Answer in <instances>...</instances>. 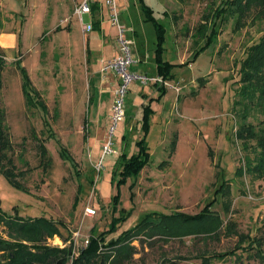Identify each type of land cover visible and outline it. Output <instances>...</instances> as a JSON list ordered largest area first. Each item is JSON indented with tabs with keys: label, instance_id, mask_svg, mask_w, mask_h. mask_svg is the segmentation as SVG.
I'll return each mask as SVG.
<instances>
[{
	"label": "rangeland",
	"instance_id": "rangeland-1",
	"mask_svg": "<svg viewBox=\"0 0 264 264\" xmlns=\"http://www.w3.org/2000/svg\"><path fill=\"white\" fill-rule=\"evenodd\" d=\"M248 1L243 0L241 10ZM144 2L167 30L166 59L187 64L172 68V78L166 86L171 88V98L159 112V122L152 120V125L161 129L152 126L149 130L150 161L136 178L122 185L114 175L119 170V153L125 142L129 144V155L136 152L134 142L141 137V95H152L154 87L148 83L141 89L139 82L129 83L123 98L124 114L115 122V92L122 83L116 73L103 74L101 67L120 55L116 34L107 45L110 59L101 58L103 49L99 48L88 60L89 34L82 31L73 0H0V35L12 39H0L4 60L0 109L10 141L9 148L0 152V160L5 168H9L10 160L17 169L11 178L0 168V249H6L0 251V264H56L57 258L64 264H77L87 247L84 241L91 234L105 231L106 246L96 254L89 253L81 263L111 264L120 246L113 245L115 240L144 215H195L209 203L213 204L207 210L208 218L219 215L223 220L218 239L183 237L153 242V238L139 235L134 240L126 239L135 254L131 262L124 264L264 263L259 258L260 254L264 256V178L247 173L246 159L253 165L255 142L243 144L236 138L244 121V107L237 94L239 66L248 47L264 37V16L255 17V12L242 16L241 28L234 29L237 16L222 9L227 8L225 0H160L163 7L157 0ZM162 9L169 18L162 15ZM216 15L223 19L214 25ZM86 21L84 15L82 23ZM199 26L206 36L213 28L215 38L210 47L192 58L206 41L197 34ZM139 37L142 42L136 47L146 58L139 63L129 44L134 64L128 71L155 75V33L151 23L140 27ZM18 58V66L30 83L28 93L33 107L25 106L15 64ZM111 74L113 79L107 82ZM92 79L96 101L89 111L88 137L83 119ZM130 110L132 116L125 124ZM261 121L264 112L258 109L248 113L245 123L257 127ZM125 130L126 139L122 140ZM170 141H174V147L169 159ZM40 143L51 162L41 161ZM106 146L111 152L103 155ZM224 180L228 181L229 195L223 202L216 191ZM79 186L82 189L76 200ZM115 199L119 206L113 213ZM87 208L94 209L95 214L87 216ZM121 211L127 212L126 219L112 233L109 223L112 217L118 220ZM36 217L52 220L61 232L43 235L41 241L35 242L43 250H33V244L23 238L28 235L26 226L32 224L28 218ZM19 247L36 256L9 260L7 255L15 256ZM227 251L235 254L222 259L206 258V263L202 258Z\"/></svg>",
	"mask_w": 264,
	"mask_h": 264
},
{
	"label": "trees",
	"instance_id": "trees-1",
	"mask_svg": "<svg viewBox=\"0 0 264 264\" xmlns=\"http://www.w3.org/2000/svg\"><path fill=\"white\" fill-rule=\"evenodd\" d=\"M143 1V0H142ZM248 5H246L245 10L242 9L243 0H225L226 7H222L224 10H230L233 12L231 16L236 15L235 18V26L234 29L241 28V21L243 19L242 16H245L249 13L255 12V17H262L264 16V0H250L248 1ZM96 4L95 2L91 5V13L96 11ZM221 10V9H220ZM254 10V11H253ZM143 12L145 14V18L147 21L151 22L155 31V42H154V54H155V63L157 68L162 71V75L160 76L164 81H168L172 78V68L176 66H180L183 64H187V61L181 64H174L163 61V52H164V43L166 39V30L164 26L152 15V11L148 7H143ZM163 14H166L164 11ZM221 15H216L213 17V24L215 25L217 21H221ZM242 18V19H241ZM245 18V17H244ZM96 24H92V29L95 30ZM199 26L197 28V34L199 37L206 38L205 44L201 46L197 51L192 54V58H195L199 55L202 51L206 50L213 44L214 41V34L216 33L215 30L212 28L209 32H203ZM18 45L20 46V40L18 37ZM2 48H0V88H1V72L2 67L4 65L3 60V52ZM20 59L18 58L15 62L16 67L19 71L21 83H22V91L25 97V106L26 107H33L31 104L29 93H28V86H30L29 81L27 79L25 71L18 66ZM161 74V72H160ZM240 83L239 91L237 94L241 97L242 106L244 107V111L242 113V118L244 119L241 126L236 131V138L240 140L243 144L247 142H255V156L253 159V165L249 159H246V169L247 173L258 177L264 178V121H261L257 127L252 124H246V119L248 113L251 111H257L261 109L264 112V37H262L257 43L248 47L244 58L240 62L239 66V80ZM91 80L89 82V86L92 88V92L94 91V84ZM161 89H164L161 86ZM46 107L42 106L44 110ZM150 109L147 106L144 112V124L143 130L145 135L148 133L149 124H148V116L150 114ZM86 136V135H85ZM10 141L8 138V134L6 132L4 126V112L0 109V152L6 148H9ZM137 153L128 155V153H123L121 155V160L118 164L119 170L115 172V178H118V184H126L129 178H136L140 171L148 164L150 161V152L149 146L144 136L142 139L136 142ZM174 147V141L171 142L169 145V155L168 158L171 157V149ZM258 149V151H257ZM38 150L40 151L41 161L43 163L49 161V156L45 146L40 143ZM8 160V159H7ZM168 162V161H166ZM9 168H5L1 164L0 160V168L3 173L11 178H14L13 172L17 169L12 165L11 161H7ZM10 165V166H9ZM4 167V168H3ZM25 172V171H24ZM23 172V173H24ZM133 187V185H132ZM229 184L227 180H224L218 190L216 191V195L219 196L222 201L225 199L227 195H229ZM81 187L77 191L76 200H78V196L81 193ZM215 202V201H214ZM224 202V201H223ZM213 203L206 204L205 208L200 211L198 214L190 215L187 213H176V214H162V213H148L140 218L137 223L128 230H125L121 235L120 238L115 240L113 245L119 244L120 246L116 247L115 254L112 260L110 259L111 264H124L129 263L133 259V255L135 254V248L130 245V243H125L126 239L130 238L129 240H134L141 235L144 239L146 238H153L152 241H161V242H169L171 239L176 238H183V237H193L195 239L203 240L205 237H215L217 238L220 234V225L222 224L221 217L219 215L213 216L212 219H209V208H211ZM119 206L118 199H115L111 207L113 208V213L116 212L117 207ZM0 211H2L0 209ZM3 212V211H2ZM127 212L121 211L119 213V218L116 220L115 217H112L109 227L111 228V232H115L117 226L122 224V222L126 219ZM31 225L26 226V233L28 235L24 236L23 238L33 244L32 249L34 250H43L42 247L37 246L35 242L41 241L43 235L48 237L55 234V232L61 234L59 227L57 224L52 222V220L44 218V217H36V218H28ZM27 219V220H28ZM152 219V220H151ZM156 219V223L153 220ZM29 223V224H30ZM23 226V225H21ZM42 229V230H41ZM25 232V231H24ZM107 232H103L100 235L91 234L88 239V244L86 249L80 253L77 264H83L82 259L88 257L89 253L96 254L97 252L103 250L102 247H105V235ZM218 239V238H217ZM146 240V239H145ZM153 241V242H154ZM140 242H146L141 240ZM152 243V242H151ZM150 243V244H151ZM6 250L5 248L0 249V251ZM14 250V249H13ZM15 251V250H14ZM17 253L13 256L12 253L7 255L9 260H12L18 256L25 257L30 256L34 258L36 255L29 254L27 252H23L22 248L16 251ZM43 252V251H42ZM46 254L48 250L44 251ZM234 251H227L225 253L212 255L210 257H202L204 262L206 263V258H216L222 259L226 256L234 255ZM260 259L264 260V256L260 254ZM44 259V258H43ZM207 260V259H206ZM56 264H64L63 259L57 258ZM264 264V263H263Z\"/></svg>",
	"mask_w": 264,
	"mask_h": 264
},
{
	"label": "crops",
	"instance_id": "crops-1",
	"mask_svg": "<svg viewBox=\"0 0 264 264\" xmlns=\"http://www.w3.org/2000/svg\"><path fill=\"white\" fill-rule=\"evenodd\" d=\"M73 1L76 4H79L81 0H73ZM115 1H116L118 13H119V18L121 19L120 24L126 28V39L128 41H130V44L133 46V50H134L133 56H135L138 59L139 63L144 62L146 56H144L141 53V51L136 47V45H137V43L142 42V40H140V37H139L140 27H142V25L145 22L151 23V22L146 20L145 14L143 12V7H148L151 9V11H152V8H151V6L146 5L144 0L143 1L142 0H115ZM157 1L163 7L160 0H157ZM95 4L97 6L96 11H94L91 14H85L87 16L86 23L96 24L95 30L92 29V31L88 33L89 35H88V42L87 43L89 46L91 45V47H90L91 50L87 47V49H88L87 50L88 60H89L90 56L92 55V53L96 49H99V48H101V50L103 49L100 52L101 58L108 60L111 58L112 54L110 56L107 55V50L109 49V46H107V45L110 42V40L113 41L112 38L115 36V34L117 36V30H116V27L114 25H112V23L110 22L109 9L106 6L105 0H96ZM164 11L166 12V14H163ZM161 13L164 17L169 18V15H167L168 13H167L166 9H162ZM83 16H82V18H83ZM151 25H152V23H151ZM64 29L69 30L68 27H65ZM166 32H167V30H166ZM154 33H155V31H154ZM3 37L4 38L8 37V38H6V41H8V42L12 41L10 36H6L5 34H1L0 39H3ZM165 42H166V39H165ZM17 48L19 49L18 37H17ZM165 52H166V49H165V43H164V52H163L162 58H163V61L169 62L171 64V60L169 58L166 59V57L164 56ZM153 55H154L153 61H154V65L156 68V74L155 75H147L146 73H144L141 75L156 77L160 74V72H162L157 68V65L155 63V54L153 53ZM19 58H20V56H19ZM133 64H134V62L132 63V65ZM113 76H112V74L107 76L106 77L107 82H109L108 78L113 79ZM92 81L95 83L94 79H92ZM168 81H171V79ZM150 84L152 85V87H154L153 94L149 95L148 97L146 95H141L143 101L140 103V105L138 107L139 115H140L141 137L134 142V145L136 148L135 153H137L136 142L139 141L140 139H142L144 136L146 137V140H147L149 130L151 129L152 126H155V125H152V123H153L152 120L155 118L154 123L159 122V116H160L159 112H162V109H164L163 107H165V105L168 103V100L171 98V95L170 96L168 95V90L171 88L164 87V89H161L160 85L153 84V83H150ZM110 85H111V87H113L114 83H110ZM143 86H145V85H141V89L143 88ZM141 89H139V90H141ZM107 91H109V90H107ZM90 93H91V95L89 96V99L87 102V109H86L87 115L83 119V127L85 129L86 136H88V137H89V129H88V127H89V117H88L89 111H90V107L93 106L95 104V101H96V85L95 84H94V91L93 92L90 91ZM109 97H110V95L108 96V98ZM143 103H147V105L144 106ZM153 105H156V106L153 107ZM147 106L149 107L151 113L148 116V124H149L148 133H147V135H145L144 130H143V124H144V112H145V108ZM160 108H161V110H160ZM55 109H56L55 113H57V108L55 107ZM132 112L133 111L130 110L129 118H127V120H125V124H127L129 122V119L132 116ZM155 127L158 130H159V128L161 129V127L159 125L155 126ZM126 133H127L126 130H125V132L123 131L122 140L126 139ZM147 143H148V141H147ZM170 144H171V141H170ZM122 146L123 147H122V150L120 151L119 155H122L123 153H128L129 144L125 142L124 145H122ZM148 146H149V144H148ZM149 152H150V150H149ZM135 153H133V154H135ZM128 155H129V153H128ZM168 155H169V152H168ZM150 157H151V154H150ZM169 159H170V157H169Z\"/></svg>",
	"mask_w": 264,
	"mask_h": 264
},
{
	"label": "built area",
	"instance_id": "built-area-1",
	"mask_svg": "<svg viewBox=\"0 0 264 264\" xmlns=\"http://www.w3.org/2000/svg\"><path fill=\"white\" fill-rule=\"evenodd\" d=\"M96 0H81L79 4L76 6V14L80 19L82 31L84 33H89L92 31L91 23H82V16L85 14H91V5ZM106 6L109 9V19L112 25L116 27L117 30V40L120 45V55L115 57L111 61L104 62L101 67V72L103 74L108 73H116L120 80L121 86L119 90H116L115 94V102L113 105V114L114 121L117 122L124 114L123 107V98L125 94V90L127 86L131 82H139L141 85H147L148 83L157 84L163 87L169 86L167 81H164L161 77H150L141 74H131L128 69L133 63L132 56L128 45L130 41L126 39V28L120 24L119 22V13L115 0H105ZM111 150L108 146L105 147L103 155L110 153ZM85 214L87 216H93L95 214L94 209L87 208L85 210ZM85 245L88 244V239L84 241Z\"/></svg>",
	"mask_w": 264,
	"mask_h": 264
}]
</instances>
